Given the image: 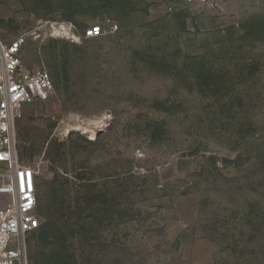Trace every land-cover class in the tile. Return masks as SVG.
Listing matches in <instances>:
<instances>
[{"label":"rangeland","instance_id":"1","mask_svg":"<svg viewBox=\"0 0 264 264\" xmlns=\"http://www.w3.org/2000/svg\"><path fill=\"white\" fill-rule=\"evenodd\" d=\"M45 20L117 29L21 48L53 83L15 120L27 264H264V0H0L6 40Z\"/></svg>","mask_w":264,"mask_h":264},{"label":"built area","instance_id":"2","mask_svg":"<svg viewBox=\"0 0 264 264\" xmlns=\"http://www.w3.org/2000/svg\"><path fill=\"white\" fill-rule=\"evenodd\" d=\"M116 29L114 23L98 22L80 32L71 21L45 20L10 40L0 35V264H27L25 236L40 223L36 211L38 170L19 155L15 120L22 106L47 98L53 90L50 74L45 69L28 70L25 67L21 48L28 35L35 39L58 37L77 42ZM79 121L100 130L106 126L108 118L102 115ZM72 123L56 129V132L67 134L77 129Z\"/></svg>","mask_w":264,"mask_h":264},{"label":"trees","instance_id":"3","mask_svg":"<svg viewBox=\"0 0 264 264\" xmlns=\"http://www.w3.org/2000/svg\"><path fill=\"white\" fill-rule=\"evenodd\" d=\"M36 211H37L39 218L43 219L41 209L39 208V206H36ZM35 232L39 233L40 235H43L46 232L45 225L43 224V222L42 223L40 222L39 226L35 230H33L31 233L34 234Z\"/></svg>","mask_w":264,"mask_h":264},{"label":"water","instance_id":"4","mask_svg":"<svg viewBox=\"0 0 264 264\" xmlns=\"http://www.w3.org/2000/svg\"><path fill=\"white\" fill-rule=\"evenodd\" d=\"M208 148L212 151H215V152H222V153H225V150L220 147V146H217V145H214V144H209L208 145Z\"/></svg>","mask_w":264,"mask_h":264}]
</instances>
